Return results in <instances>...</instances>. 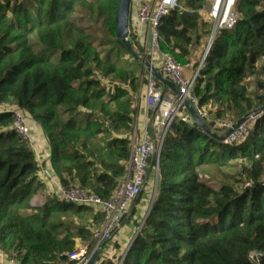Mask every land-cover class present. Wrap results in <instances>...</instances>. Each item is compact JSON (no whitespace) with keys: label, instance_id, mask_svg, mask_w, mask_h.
Here are the masks:
<instances>
[{"label":"trees","instance_id":"1","mask_svg":"<svg viewBox=\"0 0 264 264\" xmlns=\"http://www.w3.org/2000/svg\"><path fill=\"white\" fill-rule=\"evenodd\" d=\"M119 1L0 0V103L18 106L40 126L63 186L102 199L125 173L134 113L129 91L146 72L116 35ZM178 4L160 19L158 44L187 64L204 21L184 11L198 13L204 0ZM235 11L236 25L215 36L192 92L216 120L237 122L257 110L252 125L240 143L223 144L195 123L173 122L150 208L142 221L134 213L127 219L139 230L120 264H264V0H236ZM74 14L99 28L78 25ZM128 39L142 49L130 25ZM120 51L135 64L124 63ZM11 126L12 115L0 113V250L17 264H72L68 255L79 242L91 248L100 213L55 197L34 205L42 187L38 165ZM233 166L237 179L218 187L201 174L210 167L226 180L222 169Z\"/></svg>","mask_w":264,"mask_h":264},{"label":"built area","instance_id":"2","mask_svg":"<svg viewBox=\"0 0 264 264\" xmlns=\"http://www.w3.org/2000/svg\"><path fill=\"white\" fill-rule=\"evenodd\" d=\"M178 3L179 0L142 1L129 19L132 30H137L138 33L143 26H147L150 44L145 45L146 58L144 59L164 79L172 82L176 91L166 83L156 80L143 63L146 67L143 75L145 86L144 91L133 103L135 112L133 129L129 135V158L125 163L124 175L119 179L108 199H102L97 193L78 186H63L50 165L45 162V159L50 157V150L47 151V148H44L37 139L26 113L16 105L0 103V113L9 112L12 115V129L28 143L34 153L38 165L37 179L48 186L44 191L46 197H55L60 201L92 208L100 213L101 224L92 232L91 248L88 243L78 245L68 255L72 264H87L93 251L99 248L101 255L105 244L121 231L124 220L132 215V208L148 183L150 169L158 174L160 151L170 126L175 121L194 124L185 106L186 100L207 125L210 123L213 128L224 131L219 135L222 136L220 140L223 144L240 143L252 125L254 114L237 125L230 118L214 119L208 109L199 105L197 97L192 92L215 36L220 30L233 29L239 19L235 11L236 0H204L203 6L198 10V15L205 23L210 24V30L204 52L196 66L183 64L173 54H165L159 50L157 28L160 19L178 6ZM102 79L107 81L106 78ZM141 101H143L142 107L139 106ZM210 129L212 131V128ZM150 160L151 163H149ZM149 208L150 204L147 212ZM257 257V254L251 255V259L255 262L258 261ZM0 264L17 263L8 259L0 250Z\"/></svg>","mask_w":264,"mask_h":264},{"label":"rangeland","instance_id":"3","mask_svg":"<svg viewBox=\"0 0 264 264\" xmlns=\"http://www.w3.org/2000/svg\"><path fill=\"white\" fill-rule=\"evenodd\" d=\"M136 1L138 0H132L131 4L136 3ZM73 17L75 18V21L77 22L78 25H81L83 27H85L86 29H96L99 28L98 23L94 22V20L88 19L86 17L83 18V16L81 14H74ZM202 35L199 41H194L192 47L190 48V56H189V65L191 66H196L204 52L205 49V45H206V41H207V37H208V32L210 30V24L209 23H205L202 26ZM96 32V31H95ZM97 36V39H100L101 35L100 34H95ZM105 48H103L104 50L108 49V46H104ZM135 50L137 51V53L143 57L146 58V56L144 55V49H140L138 47V45H136V47H134ZM120 54L122 56V60L124 63H128L130 62L131 64H135L133 63V61L131 60V58L129 57V55H127L126 53H124L123 51H120ZM52 57L56 58L57 54H53ZM144 66V65H143ZM145 67V66H144ZM146 70V67H145ZM144 74H138V86L135 92L133 91H129V95L130 97H132L133 99V103L135 102L136 98L138 97L139 94L142 93V91H144V86H145V81H144ZM256 78L255 74H251L248 78L249 81H251L252 83V89L254 88V79ZM135 112V111H134ZM134 115V113H133ZM212 131L214 133H216L218 136L220 134H222V130L221 129H217V128H213L212 127ZM223 172L225 173V175H227V179L224 180V178L222 177V174L220 175L219 173H217L214 169L210 168V167H204V170H202V176L205 180H207L208 183H210L213 187H218L221 183H223L224 181L226 183H232L237 179V168L236 167H228V168H223L222 169ZM157 182H158V174H156L152 169H150L149 175H148V183L145 187V189L142 191L141 194V200L138 202L140 203V207H141V212L139 213L141 215V217L143 218L147 212V208L149 206V202L150 199L154 197L155 193H156V189H157ZM263 182H264V178H263ZM243 184L247 185V182H243L241 184H236V187H240V185L243 186ZM49 197H46V194L43 191H38L32 198L31 202L35 203L36 205H41L43 202L46 201V199ZM34 204V205H35ZM138 214V217H139ZM140 218V217H139ZM138 218V219H139ZM142 221V219H141ZM122 227V226H121ZM136 229V227H135ZM138 229V228H137ZM137 229L135 230V235L137 233ZM134 235V237H135ZM133 237V238H134ZM133 240V239H132ZM85 243L83 242H79V246L84 245ZM77 245V246H78ZM115 246L118 247V243H115ZM121 255V254H120ZM118 258V257H117ZM119 262V260L117 259L116 263ZM108 264H111L108 263ZM118 264V263H117Z\"/></svg>","mask_w":264,"mask_h":264},{"label":"crops","instance_id":"4","mask_svg":"<svg viewBox=\"0 0 264 264\" xmlns=\"http://www.w3.org/2000/svg\"><path fill=\"white\" fill-rule=\"evenodd\" d=\"M142 1H146V0H138L136 1V3L131 4L130 7V18L132 17V15L134 14V12L136 11V9L138 8V6L140 5V3ZM149 1V0H148ZM153 1V0H150ZM129 18V19H130ZM132 29V27H131ZM132 33H134L136 40L138 41L139 45L142 47V49L145 48V45L149 46L150 44V37L148 35V29L147 26H143L141 31L138 33L137 30H132ZM143 105V101H141V103L139 104V106L142 107ZM31 125H32V130L34 131L37 139L41 142V145L44 148H47V151L50 150L48 143L46 141V138L44 137L40 126L37 123H33L31 121ZM45 162H47V165H50L49 159H45ZM46 164V163H45ZM42 183V182H41ZM48 188V186L45 183H42V187L40 189V191H46ZM140 203H135V205L132 208V219L140 221V219L142 218L141 215L139 214L141 212V207H140ZM139 214V217H138ZM131 217V216H129ZM128 217V218H129ZM126 218L122 224V228L121 231L116 234L113 239H111L110 241H108L103 249V252L100 255V259L98 262H96L95 264H99L102 260H110L111 264H117V257L120 254H123L127 245L130 244V242L132 241L134 235H135V225H132V220H130V222H127ZM139 218V219H138ZM118 243V247L115 246V243ZM79 244V243H78Z\"/></svg>","mask_w":264,"mask_h":264},{"label":"water","instance_id":"5","mask_svg":"<svg viewBox=\"0 0 264 264\" xmlns=\"http://www.w3.org/2000/svg\"><path fill=\"white\" fill-rule=\"evenodd\" d=\"M131 1L132 0H120L119 4H118V8H117V15H116V35L118 37V39L123 43V45L128 49V51L132 54V56L134 58H136L137 60L141 61L142 63L145 64V66L147 67L148 71L155 77L156 80H159L161 82L166 83L169 87H171L174 91H176L174 85L172 84V82L164 79L158 72L157 70L151 66L143 57H141L137 51L135 50V48L131 45L129 39H128V33H129V18H130V7H131ZM174 9H179V6H176ZM185 14L190 15V16H199L198 13H193L190 11H184ZM185 106L192 118V120L194 121V123L207 135L214 137L216 139H221L222 136H218L216 133H214L213 131H211V129L209 128V126L205 123V121H203V119H201L197 113L195 112V110L193 109L192 105L190 104V102L188 100L185 101ZM261 109H264L261 108ZM258 109V110H261ZM257 111V110H256ZM256 111H252L247 113L244 117H242L241 119H239L235 125L240 124L241 122H243L244 120H246L247 118H249L252 114H254ZM149 210V209H148ZM142 225V224H141ZM101 249H96L95 251H93V253L91 254L87 264H95L99 255H100ZM121 261V260H120ZM119 261V263H120Z\"/></svg>","mask_w":264,"mask_h":264}]
</instances>
